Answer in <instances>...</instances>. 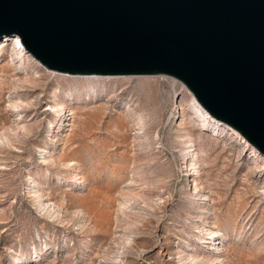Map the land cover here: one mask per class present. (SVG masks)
<instances>
[{
  "label": "rangeland",
  "instance_id": "obj_1",
  "mask_svg": "<svg viewBox=\"0 0 264 264\" xmlns=\"http://www.w3.org/2000/svg\"><path fill=\"white\" fill-rule=\"evenodd\" d=\"M191 96L0 46V264H264V157Z\"/></svg>",
  "mask_w": 264,
  "mask_h": 264
},
{
  "label": "water",
  "instance_id": "obj_2",
  "mask_svg": "<svg viewBox=\"0 0 264 264\" xmlns=\"http://www.w3.org/2000/svg\"><path fill=\"white\" fill-rule=\"evenodd\" d=\"M70 76H166L264 157V0H0V39Z\"/></svg>",
  "mask_w": 264,
  "mask_h": 264
},
{
  "label": "bare ground",
  "instance_id": "obj_3",
  "mask_svg": "<svg viewBox=\"0 0 264 264\" xmlns=\"http://www.w3.org/2000/svg\"><path fill=\"white\" fill-rule=\"evenodd\" d=\"M7 42H10V44H11V46H12V48H14L15 50H19L20 52H23V50H21V48H20V40H19V38H11V39H9V38H5L4 40H2V39H0V46L1 47H3L4 45H5V43H7ZM20 58V57H19ZM22 60V57L20 58V61ZM184 88V87H183ZM188 90V89H187ZM192 97V99H193V104H192V109L194 110V113H195V115L198 117V118H203V125H205V123L206 122H213L215 125H213L214 127H217L218 125H219V122L218 121H216V122H214L213 121V118L212 117H210L207 113H205L206 111L198 104V102L194 99V97H193V95L191 96ZM221 124V123H220ZM220 127H223L225 130H226V127H225V125H223V124H221V125H219ZM229 128V127H228ZM230 130V129H229ZM232 131V130H231ZM238 134V133H237ZM236 133H234L233 132V135L235 136V138L238 140V141H240V142H242V143H244L245 144V146L246 147H248V148H251V145H248V143H247V141L245 140V141H243V139H242V137L240 138L238 135H237ZM74 183H80V181H78V180H76ZM209 231V234H210V236H209V239H212V240H216V239H213V238H215V236H216V231H214V230H211V229H209L208 230Z\"/></svg>",
  "mask_w": 264,
  "mask_h": 264
}]
</instances>
